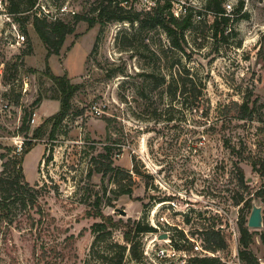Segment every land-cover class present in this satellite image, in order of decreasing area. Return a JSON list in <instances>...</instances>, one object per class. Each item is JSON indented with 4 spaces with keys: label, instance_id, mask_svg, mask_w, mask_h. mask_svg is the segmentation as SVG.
<instances>
[{
    "label": "rangeland",
    "instance_id": "rangeland-1",
    "mask_svg": "<svg viewBox=\"0 0 264 264\" xmlns=\"http://www.w3.org/2000/svg\"><path fill=\"white\" fill-rule=\"evenodd\" d=\"M208 1L159 0L151 9L170 2L174 16H181V5L192 10L193 27L180 50L143 6L129 8L143 13V23L111 21L90 29L85 21L75 24V17H95L96 0H63L78 12L64 17L75 32L49 66L78 90L53 135L54 122L48 120L60 111V92L44 74L47 50L29 17L24 60L30 89L26 95L15 89L11 112H0V153L32 148L23 169L36 208L18 205L7 211L0 205V264H101L115 251L112 244L130 247L126 233L139 242L141 259L134 260L128 250L124 264H198L189 260L205 257L215 264H248L240 258L239 220L249 219L253 202L263 206L254 198L263 184L254 164L264 165V0H224L230 21L221 23L217 38ZM188 69L202 80L203 91L185 100L178 91L171 101L162 78ZM246 101L253 117L240 121ZM26 118L27 133L22 131ZM110 160L133 175L131 196L120 195L128 180L119 184L120 177L97 172ZM237 167L249 193L238 187ZM242 194L248 203L237 206ZM98 199L95 208L103 218H87ZM38 209L54 217L53 224ZM139 221L157 232L136 236ZM99 223L107 229L97 240L92 228ZM207 230L220 233L224 249L207 241ZM164 233L169 238L159 240ZM259 234L254 233L249 251L264 264ZM70 236L76 239L77 258L69 253L65 239ZM42 248L47 251L43 262ZM53 248L62 255L57 261L50 258Z\"/></svg>",
    "mask_w": 264,
    "mask_h": 264
},
{
    "label": "trees",
    "instance_id": "trees-1",
    "mask_svg": "<svg viewBox=\"0 0 264 264\" xmlns=\"http://www.w3.org/2000/svg\"><path fill=\"white\" fill-rule=\"evenodd\" d=\"M12 4V10L15 13L24 12L27 10L32 9L35 5V0H19L16 2L15 0H10ZM57 4L63 3V0H53ZM224 0H209L207 2L206 10L213 14V27H214V36L217 38V35L220 31L221 23L227 26L229 24L230 18L226 13L225 8L223 7ZM120 0H96L94 3V7L92 9V13L95 17L90 19H85L84 17L76 16L75 17V24L80 21H85L88 23L89 28L93 29V27L97 23H104V22H129L132 25L136 23H143L142 19V12L133 11L129 8H124L120 5ZM170 3V2H169ZM167 3L163 8L157 7L147 13V16L151 18V20L155 23L156 27L161 28L169 37L171 41V45L175 49L182 50V45L186 43V32L190 31L193 27V18L194 14L192 10L189 12L186 11L185 15L175 17L174 14L169 11L171 9V5ZM25 4V8L22 5ZM169 12H166V11ZM201 18V15L199 16ZM219 17L222 22H219ZM26 21V20H25ZM23 21V23H25ZM34 27L41 38L42 42L44 43L47 55H46V70L45 76L48 77L55 85V87L60 92V98L57 100L60 101V111L58 114L50 118L48 121H53V130L52 135L56 132L57 128L61 125L64 118L67 116L68 112L71 108V100L78 90V85H74L71 83L67 76H57L55 75L50 66L49 60L53 55H59L60 50L64 45L66 37L71 35L75 32V24L69 25L64 21H56L53 23H49L45 20H41L38 18H34ZM31 49L26 52V55H29ZM25 55V54H24ZM163 77L160 85H165L168 89L169 96L171 97V101H174L178 96V91L180 95L188 99V97L197 98V93H201L203 90V82L199 79L197 74L192 73L191 69L185 70V72L181 73L179 70L171 71L169 76ZM200 87V89H199ZM41 103V99H38L35 102V105ZM184 104V103H182ZM240 116L239 120H251L253 117V110L249 107V102L246 101L240 107ZM27 118L22 126L23 132H29L30 127L26 126ZM29 145V144H27ZM32 149V148H31ZM26 150L23 153H11L2 154L0 153V160H5L2 164V169H0V205H2L3 209L7 211H11L12 209L16 208L18 205H21L23 208H28L29 205L32 208H36L34 204V188L29 185L26 181L24 169H23V161L26 154L31 150ZM254 169L257 171L262 178L263 184L261 188L255 193L254 198L260 200L262 202L264 208V165L260 168H257V164H254ZM97 172L102 173L104 176L109 175L112 173L115 177L119 178V184L122 181L128 180V185L123 186L120 185V195H129L131 196L133 193V175L129 170H121L114 165L112 160L109 161V164L105 165V168H97ZM237 180H238V187L243 189L249 193L248 187L245 181V175L243 170L240 167H237ZM136 173L137 170H136ZM243 202L248 203V200L242 194L235 202L237 206L241 205ZM100 199L96 200L93 204L94 208L92 210L86 211L87 218H103V213L100 209H96L95 207H100ZM37 214L40 215L41 218L48 217L50 224H53L55 221L54 217H51L50 214H45L42 209H38ZM264 216V212H263ZM248 220L245 216H241L239 220V230H240V258L245 260L248 264H259L257 258H255L252 252L249 251L250 246L253 243V235L254 233H260V240L261 243L264 245V228L261 232H251L247 227ZM107 229V225L105 223L95 224L92 228V231L97 234V240L101 237L104 238L105 236H99ZM135 234L139 236L143 233H154L157 232V229L149 226L144 225L142 222H135ZM206 235L208 236L207 241L210 242H218L216 248L217 249H224L225 248V241L220 236L219 232L215 230H207ZM110 235V234H108ZM125 239L130 244V247L126 245L120 244H112L114 246L112 256H107L106 262L103 261L101 264H106L107 262H112V264H124L126 254L129 250L131 257L139 261L141 259L140 255L137 252V246L139 242H136L132 239L130 233L125 234ZM66 243L68 248H70V252L72 257L77 258V254L75 253V243L76 239L73 236L67 237ZM42 255L39 256L40 260L43 262L47 251L45 249H41ZM53 254H51L50 258L52 260L59 259L62 255L58 254L57 249H51ZM190 263L195 262L198 264H215V260L211 258H192L189 260ZM45 264H57L51 262H45Z\"/></svg>",
    "mask_w": 264,
    "mask_h": 264
},
{
    "label": "built area",
    "instance_id": "built-area-1",
    "mask_svg": "<svg viewBox=\"0 0 264 264\" xmlns=\"http://www.w3.org/2000/svg\"><path fill=\"white\" fill-rule=\"evenodd\" d=\"M159 0H120L124 8L143 6L151 10L156 7ZM174 1V0H172ZM180 3V0H177ZM228 10L232 9L227 4ZM187 9L181 5L180 12L186 13ZM77 10L69 2L61 4L53 0H35L32 9L15 13L10 0H0V112L10 113L11 102L15 89L19 88L21 94L26 95L30 89V75L25 65L24 51L28 47L26 25L30 16L45 20L49 23L64 21V17L76 16ZM180 13H175L179 17ZM25 19L27 21H25ZM25 21V23H23ZM35 122V119H33ZM21 146L18 147L20 149Z\"/></svg>",
    "mask_w": 264,
    "mask_h": 264
},
{
    "label": "water",
    "instance_id": "water-1",
    "mask_svg": "<svg viewBox=\"0 0 264 264\" xmlns=\"http://www.w3.org/2000/svg\"><path fill=\"white\" fill-rule=\"evenodd\" d=\"M264 208L261 205H258L256 202L252 204V211L250 217L248 219L247 227L254 231H258L264 228V216H263ZM122 215H126V212L121 211ZM169 235L167 233L161 234L158 239L159 240H167Z\"/></svg>",
    "mask_w": 264,
    "mask_h": 264
},
{
    "label": "crops",
    "instance_id": "crops-1",
    "mask_svg": "<svg viewBox=\"0 0 264 264\" xmlns=\"http://www.w3.org/2000/svg\"><path fill=\"white\" fill-rule=\"evenodd\" d=\"M45 106H46V104H45V102H43V103H42V107H41V109L44 108ZM35 122H36V117H35ZM35 146H36V145H35ZM44 152H45V146H44ZM44 152H43V154H44Z\"/></svg>",
    "mask_w": 264,
    "mask_h": 264
}]
</instances>
